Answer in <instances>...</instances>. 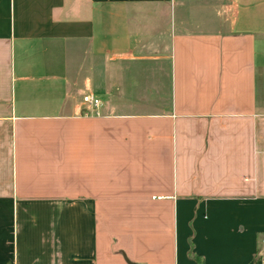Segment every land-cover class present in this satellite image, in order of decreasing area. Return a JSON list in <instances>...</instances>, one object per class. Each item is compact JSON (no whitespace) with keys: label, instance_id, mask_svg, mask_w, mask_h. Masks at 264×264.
<instances>
[{"label":"crops","instance_id":"0c3cea01","mask_svg":"<svg viewBox=\"0 0 264 264\" xmlns=\"http://www.w3.org/2000/svg\"><path fill=\"white\" fill-rule=\"evenodd\" d=\"M261 209L264 0H0V264H251Z\"/></svg>","mask_w":264,"mask_h":264},{"label":"built area","instance_id":"2783aa9c","mask_svg":"<svg viewBox=\"0 0 264 264\" xmlns=\"http://www.w3.org/2000/svg\"><path fill=\"white\" fill-rule=\"evenodd\" d=\"M83 101L86 104H89L92 108H95V113H98L97 108L100 105L99 98L93 96L92 94H86L83 96ZM251 264H264V238L255 252Z\"/></svg>","mask_w":264,"mask_h":264},{"label":"rangeland","instance_id":"374dc122","mask_svg":"<svg viewBox=\"0 0 264 264\" xmlns=\"http://www.w3.org/2000/svg\"><path fill=\"white\" fill-rule=\"evenodd\" d=\"M261 210H262V209H261ZM263 211H264V210H262L261 213H263ZM227 220L230 221V220H232V218H230V217L227 216ZM197 263L200 264V263H202V261H201V260H199V261L197 260Z\"/></svg>","mask_w":264,"mask_h":264}]
</instances>
